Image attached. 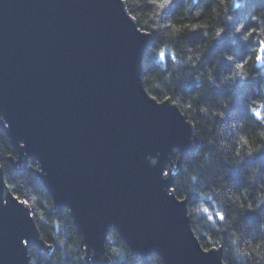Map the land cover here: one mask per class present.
<instances>
[{
	"label": "water",
	"instance_id": "water-1",
	"mask_svg": "<svg viewBox=\"0 0 264 264\" xmlns=\"http://www.w3.org/2000/svg\"><path fill=\"white\" fill-rule=\"evenodd\" d=\"M150 44L123 0H0V129L12 166L36 163L92 264L108 262L110 230L142 261L223 264L171 191L174 152L182 159L199 144L177 106L142 86ZM30 245L44 249L0 168V264H28Z\"/></svg>",
	"mask_w": 264,
	"mask_h": 264
},
{
	"label": "trees",
	"instance_id": "trees-1",
	"mask_svg": "<svg viewBox=\"0 0 264 264\" xmlns=\"http://www.w3.org/2000/svg\"><path fill=\"white\" fill-rule=\"evenodd\" d=\"M123 1L138 28L151 36L142 58V86L157 101L168 99L177 106L192 125L199 144L182 159L174 152L172 160L171 191L177 199L186 200L195 237L203 250L220 249L223 264H264V73L260 72L264 50L256 51L264 43V16L254 21L248 15L253 7L264 10V0H238L240 7L233 5L231 19H225V10L220 7L223 0H168L162 8L161 0ZM217 27L223 31L212 38ZM174 28L180 31L170 35ZM201 48L204 51L197 59ZM257 54L261 57L258 61ZM236 64L243 67L236 69ZM213 65L215 81L228 73L241 75L222 85L204 76L197 79L206 66ZM245 72L248 76L242 78ZM225 99L226 107L222 103ZM241 135L261 145L257 152L244 154L246 146L238 144ZM238 146L239 155L235 152ZM12 159L16 154L0 129V168L5 185L29 207L44 243L43 250L28 246V264H92L84 260L68 210L54 208L34 175L36 163L28 160L13 168ZM248 204L253 207L246 208ZM110 234L114 242L108 240ZM256 244L261 246L259 257L251 251ZM115 246L123 247L126 254H109L108 247ZM241 247L249 249L248 256L233 255L234 249ZM105 254L106 264H162L155 255L146 261L131 257L114 230L107 234Z\"/></svg>",
	"mask_w": 264,
	"mask_h": 264
},
{
	"label": "clouds",
	"instance_id": "clouds-1",
	"mask_svg": "<svg viewBox=\"0 0 264 264\" xmlns=\"http://www.w3.org/2000/svg\"><path fill=\"white\" fill-rule=\"evenodd\" d=\"M168 2V0H161L160 4L162 5V7H164V5ZM236 5V8L240 7V4L238 2V0H223V2L221 3L220 7L222 9H224V16H225V19H231V16L229 15V12L231 9H233V5ZM185 11H187V9H185ZM213 11H215V9H213ZM248 15L251 17L252 20H259L261 16H264V10H261L260 8H257V7H253L251 9H249V12H248ZM243 26V23H241L240 26H238L235 31L236 32H239L241 30V27ZM223 31V27H217L215 28L214 32H212L211 34V37L212 38H215L216 36H218L221 32ZM244 39L247 40L248 39V36H244ZM264 50V43H262L260 45V47L258 49H256L257 52H260ZM204 49L201 48V50L199 52L196 53V57L197 59H199L200 55L203 53ZM162 52L163 50L161 49L160 50V54L162 55ZM229 59H231V57L229 56L228 57ZM260 55L257 54L255 55V60H260ZM236 69H240L243 67V65L241 64H236L235 65ZM214 68L215 66L213 65L212 67H207L206 66V69L205 71L201 72L198 76H197V79L200 78V76H204L208 81L212 82V83H217L219 85H222V84H226V83H229L232 79H233V76L234 75H241V73L239 72H235V73H228L226 75H223L219 81H215L213 80V76H212V73L214 71ZM260 72L264 73V69H261ZM248 76V73H244L242 75V78L243 77H247ZM222 103L224 104V106L226 107L227 106V100H223ZM219 111V110H217ZM255 111V109L253 110ZM220 115H223V112H219ZM238 144L239 145H242V146H246L244 147L243 149V152L245 155H248V156H251L253 153L257 152V150L261 147V145L259 143H256V144H253L252 141H250L249 139H247L245 136L241 135L239 137V141H238ZM235 152L236 154H241V147H236L235 149ZM253 171H255V169H253ZM259 203V201L257 202V204ZM246 208H252L253 205L252 204H248V205H245ZM261 227H264V224L261 225ZM108 240L110 242H114V237L110 234L108 236ZM233 244L236 243L235 239H233L232 241ZM70 247V246H69ZM261 246L260 244H256L255 247H253L251 249V251L255 252L256 256H261V252L257 251V249H259ZM108 253L109 254H119L120 256H124L126 253H125V250L123 247H120V246H115V247H108L107 249ZM225 252L228 251L227 248L224 249ZM248 252H249V249L248 248H245V247H241V248H236L234 249V252H233V255H235L236 257H246L248 256ZM34 264V262H33Z\"/></svg>",
	"mask_w": 264,
	"mask_h": 264
},
{
	"label": "snow or ice",
	"instance_id": "snow-or-ice-1",
	"mask_svg": "<svg viewBox=\"0 0 264 264\" xmlns=\"http://www.w3.org/2000/svg\"><path fill=\"white\" fill-rule=\"evenodd\" d=\"M159 6L161 7L162 5L161 4H159ZM189 27H198V25H191V26H189ZM180 31V29H176V28H174L173 29V31H172V33H170V35H175L176 33H178Z\"/></svg>",
	"mask_w": 264,
	"mask_h": 264
}]
</instances>
